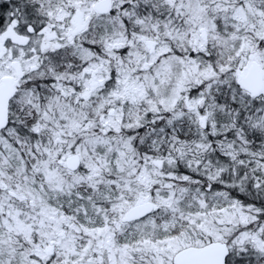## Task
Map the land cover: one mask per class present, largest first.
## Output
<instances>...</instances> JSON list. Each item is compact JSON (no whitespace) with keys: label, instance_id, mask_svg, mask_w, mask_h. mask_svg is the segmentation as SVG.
<instances>
[{"label":"snow or ice","instance_id":"1","mask_svg":"<svg viewBox=\"0 0 264 264\" xmlns=\"http://www.w3.org/2000/svg\"><path fill=\"white\" fill-rule=\"evenodd\" d=\"M0 264H264V0H0Z\"/></svg>","mask_w":264,"mask_h":264}]
</instances>
